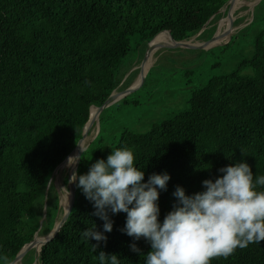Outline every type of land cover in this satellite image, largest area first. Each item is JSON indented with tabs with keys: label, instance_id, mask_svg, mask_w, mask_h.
<instances>
[{
	"label": "trees",
	"instance_id": "16d2710c",
	"mask_svg": "<svg viewBox=\"0 0 264 264\" xmlns=\"http://www.w3.org/2000/svg\"><path fill=\"white\" fill-rule=\"evenodd\" d=\"M230 1L0 0V264L14 260L40 228L45 236L60 221L61 196L55 179L49 186L50 179L82 139L90 109H96L92 106L101 107L115 89L122 84L128 88L139 75L134 68L142 62L147 43L165 30L176 41H209L208 29L226 12L227 21L238 3ZM245 19H236L235 27ZM237 32L242 34V49L232 67L193 90L185 109L161 115L143 131L110 120L123 108L139 106L135 94L106 108L98 134L82 153L78 173L87 174L92 163L106 160L113 149L131 148L136 166L145 171L144 182L154 173L172 177L159 200L161 222L176 202L177 186L188 195L201 192L204 180L215 179L221 168L239 161H246L254 176L264 175V0ZM234 35L219 54L237 43ZM160 42H172L168 32L157 36L155 44ZM172 50L180 49L155 54L159 60L141 90L175 74L190 77L191 69L161 66ZM128 58L132 62L123 68ZM63 177L68 189L67 173ZM66 200L65 209L70 191ZM94 212L77 188L69 218L42 247L39 264H99L100 252L117 255L121 264H144L151 246L121 231L125 213L111 217L114 228L104 233L106 243L83 237L93 224L103 232L104 221ZM133 243L140 253L132 251ZM35 258L33 249L21 263L35 264ZM211 264H264V241L238 248L227 258L216 257Z\"/></svg>",
	"mask_w": 264,
	"mask_h": 264
},
{
	"label": "clouds",
	"instance_id": "9594fccd",
	"mask_svg": "<svg viewBox=\"0 0 264 264\" xmlns=\"http://www.w3.org/2000/svg\"><path fill=\"white\" fill-rule=\"evenodd\" d=\"M82 151V148H81ZM83 152V151H82ZM81 157H69L74 165ZM131 148L113 149L107 159L91 164L87 174L73 172L72 183L82 190L104 221L103 232L93 224L82 235L105 242L114 228L113 215L126 214L121 231L135 241L146 240L151 251L144 264H211L229 257L238 248L264 241V175H255L246 161L231 163L215 179L203 181V191L188 195L177 186L172 210L160 220L159 200L167 191L169 173L152 174L136 166ZM99 243L93 245L97 251ZM132 251L140 253L135 243ZM99 264H121L120 258L100 252Z\"/></svg>",
	"mask_w": 264,
	"mask_h": 264
},
{
	"label": "rangeland",
	"instance_id": "374dc122",
	"mask_svg": "<svg viewBox=\"0 0 264 264\" xmlns=\"http://www.w3.org/2000/svg\"><path fill=\"white\" fill-rule=\"evenodd\" d=\"M237 1L239 2V0ZM246 1H249L252 3L255 2V0H246ZM226 7L222 10V13H225ZM235 7L230 17L232 16L234 17V13L236 11ZM242 7L241 9L239 8L236 14L237 17L235 19H238L244 16L246 17V19L243 23H241L239 27L234 26L233 30L230 31V33L232 32L231 38H233V34H235L234 37H235V41L237 42L232 47V49H228L230 51L227 50L225 51L224 54L222 53L219 54V50H218L221 48L220 46L226 45L231 40L230 35L228 34L229 32L227 33L228 36L222 39L223 41L220 40L222 41V43H220V41L217 42V43H220L219 46H216L208 50L206 49H184V48L181 49L180 48V50L169 51L170 53H168L163 58L162 62L160 63L161 66L164 69L168 68L170 71L178 67H182V69L183 68L191 69L192 73L190 77H187L181 74H175L173 76H170L169 79L164 83L160 82V80L154 81L153 84L151 83L148 89L147 87H145L142 90L139 89L133 92L130 95L135 94L133 97L137 98L140 101L139 106L133 109H131L130 107H126L122 109V112H118L117 114L112 115L110 117L111 124L113 125L115 122H117V123L122 124V126H129V127H133L136 129L138 128L143 131L148 130L154 121L156 122L159 121L161 115L165 116L167 115V112L185 109L187 107L186 100L191 96V93L193 90H196L202 87L203 85H205L212 77L220 75L223 72V68L230 69L232 67V63L236 61V58L242 49L241 47L242 34L238 33L237 31L243 28L246 23L252 20V12L255 9V6L253 8L247 7L245 5L243 8ZM226 14L222 17L223 19L221 18L215 23L214 27L208 29L207 34H208V38L210 37V40L215 35L217 29L219 28L220 30L222 28L223 24L225 23L227 19ZM218 40L219 39L215 38V42ZM193 42L202 43L201 41H196L195 38L193 39ZM161 49H168V48H160L159 50ZM209 50H217V51L213 54H208L207 52ZM158 60H159V56H156V55L148 59L149 62L152 61L151 67L154 64H156ZM131 62H132V58H128L127 60H125L123 63V68H128ZM222 62L225 63L224 66H220V63ZM203 64H206V65L204 66ZM213 64H216L219 66L213 69L211 67V65ZM144 65L141 64L139 66L138 70H140V72H141L142 66L145 67ZM201 65L202 67H200ZM130 72L131 70L128 72V75L130 74ZM139 76H140V73L137 77L139 78ZM137 77L133 81V83L135 84L138 81ZM153 78L155 79L156 76L152 77V79ZM125 89L127 88L123 87V84H122L117 88V92L121 90H125ZM121 93L123 92H120L119 94ZM110 120H107L109 124H110ZM97 131H98V127L93 129L94 136L97 134ZM65 174L66 173H64L63 176H65ZM63 176L62 178H64ZM61 180L58 183L56 182V188L58 189L60 193V196H61L60 201L62 203L63 196L65 195L64 190L65 189L68 190L67 191V194H68L69 188L68 189L65 188ZM55 181L57 180L55 179ZM38 236H41V235H38Z\"/></svg>",
	"mask_w": 264,
	"mask_h": 264
},
{
	"label": "water",
	"instance_id": "95a60500",
	"mask_svg": "<svg viewBox=\"0 0 264 264\" xmlns=\"http://www.w3.org/2000/svg\"><path fill=\"white\" fill-rule=\"evenodd\" d=\"M232 1V0H231ZM231 1L229 2L230 4H231ZM261 0H258L257 1V3H256V5H255V7L258 5V3L260 2ZM229 6V5H228ZM228 6L226 7V9L228 8ZM225 9V10H226ZM223 19V18H222ZM211 21V19L208 21V23ZM235 21H236V19L235 18H233L232 19V21H231V24H230V31L231 30H233V28H234V26H235ZM207 23V24H208ZM206 24V25H207ZM206 28V27H205ZM218 30H219V28L217 29V31H216V33H215V35L212 37V39L211 40H209V41H206V42H202V43H194L193 42V39L192 40H189V41H176L173 37H172V35H171V32L170 31H168V30H165V31H162V32H160V33H158L152 40H150L148 43H147V48H146V51H145V54H144V58H143V60H142V62L139 64V65H137L134 69H139V66L141 65V64H143V63H146L147 61H148V59H149V53H150V51L152 50V48L154 47V45H155V40H156V38H157V36L159 35V34H161V33H163V32H168L169 33V35H170V37H171V40L173 41V43H175V46H165V47H163V48H168V49H182V48H184V49H206V50H208V49H211V48H214V47H216V46H219L220 45V43H216L215 42V38H216V36H217V34H218ZM230 31H229V35H230V38L232 37V32L230 33ZM133 69V70H134ZM150 67L147 69V71H146V73L143 75V77L141 78V80L138 82V83H133V84H131L127 89H125V90H121V91H119V92H117V89H115L113 92H112V94L110 95V97L105 101V103L101 106V107H97V106H92V107H96L97 108V113H96V115H95V117L93 118V119H91V116L89 117V120H88V122H87V124H86V126H85V129H84V133H83V137H82V139L78 142V144H77V146L75 147V149L74 150H76V149H78L80 146H81V144H82V142L84 141V139H85V137L87 136V134H88V126H89V124H90V126H93V125H95V124H97V126H98V131H99V120H100V116H101V113L106 109V108H108V107H110L111 105H113V104H115L116 102H118V101H120V100H122L123 98H125L126 96H128V95H130V94H132L133 92H135V91H137V90H139V89H141L145 84H146V82H147V80H148V77H149V74H150ZM132 70V71H133ZM131 71V72H132ZM120 92H123V93H125V95L123 96V97H121V98H117L118 96H117V93H120ZM91 107V108H92ZM90 112H91V109H90ZM98 134V133H97ZM96 134V135H97ZM96 136H94V138H95ZM93 138V139H94ZM93 139H92V141H93ZM91 141V142H92ZM90 142V143H91ZM89 143V144H90ZM88 144V145H89ZM88 145L82 150V151H84L87 147H88ZM73 150V151H74ZM72 151V152H73ZM82 151H80L79 153H78V156H80V157H82ZM72 152L69 154V156L72 154ZM69 156L55 169V171H54V173H53V176H52V178L50 179V182H49V186H50V184L52 183V181L55 179V176H56V171H57V169L63 164V163H65L66 161H67V159L69 158ZM80 161H81V158L77 161V165H76V167H75V169L72 171V173L71 174H68V179H69V183H68V185H69V191H70V193H71V202H70V204H69V206H68V208L67 209H64V212H63V215H62V217H61V219H60V221L57 223V225H56V227L51 231V232H49L48 234H46L45 236H43L44 237V241H43V243L41 244V246H40V249H38L37 248V245H36V243H35V241H36V237L38 236V235H40V232H41V228H40V230L37 232V234L35 235V238L30 242V243H28V244H26L23 248H22V250L20 251V253L16 256V258L14 259V260H12L10 263H14V262H18V261H22V259L25 257V255L27 254V253H29L31 250H33V249H35V264H39V259H40V254H41V250H42V247L44 246V245H46V244H48L49 242H51L59 233H60V231H61V229L63 228V226H64V224L66 223V221L68 220V218H69V215H70V213H71V211H72V209H73V207H74V205H75V202H76V198H77V186H76V184H74V183H72V180H71V177H72V175H73V172H78V167H79V163H80ZM56 182L57 181H55V185H56ZM49 186H48V188H49ZM60 204H62V203H60ZM45 215H46V211H45V213H44V217H43V219H42V223H43V221H44V219H45ZM10 263H8V264H10Z\"/></svg>",
	"mask_w": 264,
	"mask_h": 264
},
{
	"label": "bare ground",
	"instance_id": "6f19581e",
	"mask_svg": "<svg viewBox=\"0 0 264 264\" xmlns=\"http://www.w3.org/2000/svg\"><path fill=\"white\" fill-rule=\"evenodd\" d=\"M246 0H239V2H238V4H237V6L235 7L236 8V11H235V13H234V17L232 16V17H230L224 24H223V26H222V28L219 30V32H218V35L216 36V39H219L218 41H216V43L217 42H219L220 40H222L223 38H225V37H227L228 36V32L230 31V24H231V22L230 21H232V19L233 18H236L237 17V12H238V10H239V8L241 9V7L243 6L244 7V5L245 6H247V7H254L255 5H256V3H257V1L258 0H255V2L254 3H252V2H249V1H246ZM242 7V8H243ZM248 11V10H247ZM250 11V10H249ZM244 13V12H243ZM238 16H239V14H238ZM228 33V34H227ZM227 34V35H226ZM170 39H171V37H170ZM172 41V40H171ZM170 43H173V41L172 42H164V43H157V44H155L154 45V47L152 48V50L150 51V53H149V58L150 57H154V55L156 54V52L160 49V48H163V47H165V46H175V44H170ZM152 62V61H151ZM151 62H149L145 67H143L142 66V69H141V72H140V76H139V78H138V81H137V83L141 80V78L143 77V75L146 73V71H147V69L150 67L151 68ZM143 65H144V63H143ZM125 95V93H121V94H117V98H121V97H123ZM96 108V107H95ZM97 108L96 109H93L92 110V112H90L91 113V119H93L94 117H95V115H96V113H97ZM93 128H94V125L93 126H90V124H89V126H88V134H87V136L85 137V139H84V141L82 142V144H81V146L78 148V149H76V150H74L73 152H72V155H70L69 157H72V156H77L78 155V153L81 151V148H82V150L92 141V139L94 138V134H93ZM76 165H77V162L74 164V165H72V164H70L69 163V158L67 159V161L65 162V163H63L58 169H57V171H56V176H55V179L57 180V183L58 182H60V180H61V178H62V176H63V174L64 173H68L69 172V174H71L72 173V171L75 169V167H76ZM65 191V195L63 196V199H62V206H63V208L65 209V206H66V203H67V200H66V194H67V191L68 190H64ZM70 198H71V193H70ZM71 202V201H70ZM41 235V234H40ZM43 241H44V237L41 235L40 237L39 236H37L36 237V241H35V243H36V245H37V248L38 249H40V246H41V244L43 243ZM12 264H22L20 261H18V262H14V263H12Z\"/></svg>",
	"mask_w": 264,
	"mask_h": 264
}]
</instances>
